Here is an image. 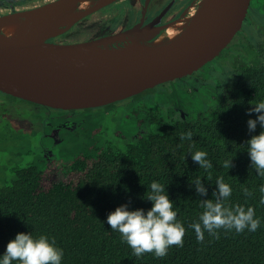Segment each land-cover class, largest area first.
Listing matches in <instances>:
<instances>
[{
	"label": "trees",
	"instance_id": "16d2710c",
	"mask_svg": "<svg viewBox=\"0 0 264 264\" xmlns=\"http://www.w3.org/2000/svg\"><path fill=\"white\" fill-rule=\"evenodd\" d=\"M257 5L264 12V0H252L251 8ZM258 39L245 57L235 60V69L227 71L207 109L177 117L162 112L163 99V105L145 101L153 105L146 110V120L154 128L124 146L104 139L90 123L103 115L102 109L120 101L73 110L44 106L48 112L83 111L86 117L65 131L70 139L65 140L59 158L35 153L38 157L13 165L7 169L8 176L0 179V259L7 244L25 232L55 238L64 251L62 264H264V204L260 203L264 178L252 165L247 148V141L264 131L259 123L254 132L248 128V120L259 115H249V109L264 102V38ZM53 40L59 41V36ZM156 87L130 98L145 100ZM46 118L42 124L47 129L54 117ZM188 131L193 133L192 140L181 141L180 134ZM197 150L208 153L212 169H202L193 161ZM231 158L233 167L223 168L221 163ZM196 177L208 189L206 196L197 193L192 183ZM219 177L233 190L225 205L254 207L261 226L243 233L221 229L218 239L205 232L201 243L189 225L199 222L204 211L201 199H214ZM153 181L165 186L177 220L187 232L183 247H171L166 257L158 259L148 253L137 258L121 234L110 228L107 217L124 204L146 213L153 206L146 198ZM245 188L250 196L245 195Z\"/></svg>",
	"mask_w": 264,
	"mask_h": 264
},
{
	"label": "water",
	"instance_id": "95a60500",
	"mask_svg": "<svg viewBox=\"0 0 264 264\" xmlns=\"http://www.w3.org/2000/svg\"><path fill=\"white\" fill-rule=\"evenodd\" d=\"M115 1L51 0L0 15V91L63 110L130 98L215 57L240 29L251 3L194 0L168 23H159L166 8L145 25L76 42L53 40ZM11 23L19 27L9 35L1 27Z\"/></svg>",
	"mask_w": 264,
	"mask_h": 264
},
{
	"label": "rangeland",
	"instance_id": "374dc122",
	"mask_svg": "<svg viewBox=\"0 0 264 264\" xmlns=\"http://www.w3.org/2000/svg\"><path fill=\"white\" fill-rule=\"evenodd\" d=\"M182 2L185 4L187 0ZM107 8V11H118L119 7L112 5ZM99 16L101 17V14L98 13L91 17L86 16L70 31L60 35L59 41L71 42L86 36L98 37L105 34L116 19L99 20ZM231 43L230 40L228 45ZM225 51L224 47L215 57L181 76L178 81L171 79L164 82L165 84H158L153 92L144 96L145 100L143 97L139 100L127 98L102 109V116L91 119V127L114 145L124 146L154 128L146 120V110L149 107L152 109L153 105L143 104L145 101L163 105L161 101L164 100L162 112L175 113L177 117H188L207 109L219 93L227 78V69L231 67L230 62H225ZM246 51L235 46V60L240 56L245 57ZM49 115L54 118H51L49 128L46 129L42 123ZM85 117V112L77 110L48 112L44 105L12 97L0 91V179L8 176L7 169L13 165L23 164L38 157L35 153L39 156L43 154L50 158H59L65 140L70 139L66 132ZM73 144L72 140L70 146ZM55 176L61 177V174Z\"/></svg>",
	"mask_w": 264,
	"mask_h": 264
},
{
	"label": "clouds",
	"instance_id": "9594fccd",
	"mask_svg": "<svg viewBox=\"0 0 264 264\" xmlns=\"http://www.w3.org/2000/svg\"><path fill=\"white\" fill-rule=\"evenodd\" d=\"M255 106L249 109L258 113L257 119L248 120L250 132H254L257 124L264 128V102L254 103ZM193 133H181L180 139L192 140ZM247 148L250 154L251 163L259 176L264 178V131L253 135L247 141ZM208 153L197 150L192 153L193 161L200 165V168L210 170L213 163L208 158ZM232 158L221 163L223 168L233 167ZM211 180V175L208 176ZM196 191L201 196H206L208 189L200 177L193 179ZM218 185L213 192L214 199H201V207L204 209L199 217V222L189 225L194 229L197 240L204 242L205 232L209 236L219 238V230H235L243 233L245 230L255 232L261 226V221L256 217L254 207H245L240 204L226 206L224 201L232 195V187L226 183L223 177L216 180ZM150 193L146 198L153 202V206L145 213L144 209L130 210L127 204L121 205L111 212L107 217V223L113 231H118L122 239L132 249L133 255L137 258L151 253L158 259L168 255L171 247H183L186 228L177 220V211L173 208V201L169 198L165 186L153 181L150 185ZM264 193V185L260 187ZM246 196L251 193L244 189ZM264 204V198L260 201ZM64 251L58 247L55 238L49 239L46 235L38 238L32 233H18L15 239L7 244L6 252L0 259V264H62Z\"/></svg>",
	"mask_w": 264,
	"mask_h": 264
},
{
	"label": "flooded vegetation",
	"instance_id": "af4514ba",
	"mask_svg": "<svg viewBox=\"0 0 264 264\" xmlns=\"http://www.w3.org/2000/svg\"><path fill=\"white\" fill-rule=\"evenodd\" d=\"M51 0H0V15L16 10L27 9L42 5ZM194 0H187L184 4L182 0H117L96 12L89 15L101 14L99 20L116 19L109 31L101 36L109 35L120 30H127L137 24L145 25L152 22L167 8L165 14L161 16L159 23H168L179 17ZM252 3V0H251ZM251 3L242 26L237 31V35L231 39V44L225 46V62H230L231 67L227 71L235 69V46L248 50L257 45L260 39L264 38V12L257 6L251 8ZM184 4V5H182ZM112 5H118V11H107ZM182 5V6H181ZM261 20H260V19ZM97 37H82L77 41L93 39ZM236 41V42H235ZM61 42V41H58ZM76 42V41H71ZM231 55V56H230ZM231 58V59H230ZM177 81L181 77L175 78Z\"/></svg>",
	"mask_w": 264,
	"mask_h": 264
},
{
	"label": "bare ground",
	"instance_id": "6f19581e",
	"mask_svg": "<svg viewBox=\"0 0 264 264\" xmlns=\"http://www.w3.org/2000/svg\"><path fill=\"white\" fill-rule=\"evenodd\" d=\"M83 6H88V4L87 3H85V1H83V4H82ZM18 24H16V23H11V24H7V25H4V26H2L1 28H2V30L5 32V33H7V34H9V35H12V34H14L15 32H16V30L18 29ZM171 31V30H170ZM170 33V32H169ZM170 35L171 36H174L175 34H174V32H172L171 31V33H170Z\"/></svg>",
	"mask_w": 264,
	"mask_h": 264
}]
</instances>
